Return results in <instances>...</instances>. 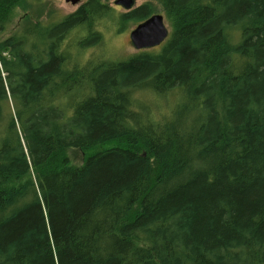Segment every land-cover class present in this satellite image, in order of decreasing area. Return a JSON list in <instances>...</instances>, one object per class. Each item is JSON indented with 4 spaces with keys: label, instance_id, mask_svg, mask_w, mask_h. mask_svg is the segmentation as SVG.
Here are the masks:
<instances>
[{
    "label": "trees",
    "instance_id": "obj_1",
    "mask_svg": "<svg viewBox=\"0 0 264 264\" xmlns=\"http://www.w3.org/2000/svg\"><path fill=\"white\" fill-rule=\"evenodd\" d=\"M107 1L0 41V264H264V0H156L168 39L90 68L154 13Z\"/></svg>",
    "mask_w": 264,
    "mask_h": 264
},
{
    "label": "rangeland",
    "instance_id": "obj_2",
    "mask_svg": "<svg viewBox=\"0 0 264 264\" xmlns=\"http://www.w3.org/2000/svg\"><path fill=\"white\" fill-rule=\"evenodd\" d=\"M113 1L115 0H108L106 4L112 8ZM83 2L85 1L82 0L80 3L72 5L70 2H65V0H40L37 5L34 6H14L9 12H4L3 16H1L2 21L0 23L2 24L4 21L5 23L3 25V30L0 29V41L18 32L26 20H31L33 22L50 21V18H58L61 20L79 9ZM135 2L136 6L149 3L155 14L165 16L162 6L156 0H135ZM127 10L128 9L116 7V9H114L115 16L127 13ZM136 26L137 24L124 23V27L119 32L118 30H112L109 23L106 24L104 20H100L96 25L99 38L98 43L85 48L80 54L75 48H73L72 54L74 57L77 55L80 57L79 64H86V66H89L90 68H97L101 64L116 63L125 59L127 60L128 57L136 55L142 51H136L129 41V33ZM165 26L170 35L171 25L169 20H165ZM68 38L65 39L68 40ZM174 95L177 94L170 93V100L176 98ZM137 96H139V101L146 105H150V108L153 111V118L156 119L159 115L164 118L168 117V114H165L168 104L165 102L164 98H157L152 95L153 98L148 92H142V94ZM66 156L69 163L74 166L80 165L84 159L82 152L75 149L68 150Z\"/></svg>",
    "mask_w": 264,
    "mask_h": 264
},
{
    "label": "water",
    "instance_id": "obj_3",
    "mask_svg": "<svg viewBox=\"0 0 264 264\" xmlns=\"http://www.w3.org/2000/svg\"><path fill=\"white\" fill-rule=\"evenodd\" d=\"M65 2H70L74 5L79 0H65ZM134 2V0H115L113 1V5L130 10L134 6ZM167 37L168 31L164 25L163 17L158 14H154L137 24L129 33L131 46L139 51L159 47Z\"/></svg>",
    "mask_w": 264,
    "mask_h": 264
},
{
    "label": "flooded vegetation",
    "instance_id": "obj_4",
    "mask_svg": "<svg viewBox=\"0 0 264 264\" xmlns=\"http://www.w3.org/2000/svg\"><path fill=\"white\" fill-rule=\"evenodd\" d=\"M81 1H82V0H79V2H77V3H80ZM83 1H85V2H83L80 6H83V5H85V4L88 2V0H83ZM134 1H135V0H134ZM77 3H76V4H77ZM72 5H73V4H72ZM74 5H75V4H74ZM116 7H117V8H121V7H119V6H114V5H112V8L116 9ZM138 7H139V6H136V2H134V6L132 7V9H130V10L126 11V12H130V11H132V10H135V9L138 8ZM122 9H123V8H122ZM77 10H78V9H77ZM77 10H76V11H77ZM76 11H75V12H76ZM75 12H74V13H75ZM72 14H73V13H72ZM154 14H155V13H153L152 15H154ZM70 15H71V14H70ZM152 15H151V16H152ZM158 15H159V14H158ZM161 16H162V15H161ZM162 17H163V22H164V25H165V20H166V18L164 19L165 16H162ZM165 27H166V26H165ZM167 31H168V30H167ZM168 37H169V32H168ZM168 37L166 38V40L168 39ZM166 40H165V41H166ZM165 41H164V42H165ZM161 45H162V44H161ZM161 45H160V46H161ZM160 46H159V47H160ZM159 47H156V48H159ZM156 48H154V49H156ZM136 51H139V50H136ZM142 51H144V50H142Z\"/></svg>",
    "mask_w": 264,
    "mask_h": 264
}]
</instances>
